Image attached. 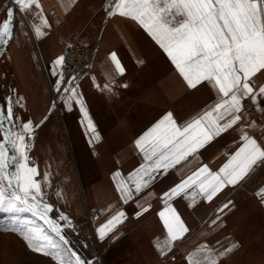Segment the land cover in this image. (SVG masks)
Listing matches in <instances>:
<instances>
[{"label":"crops","instance_id":"0c3cea01","mask_svg":"<svg viewBox=\"0 0 264 264\" xmlns=\"http://www.w3.org/2000/svg\"><path fill=\"white\" fill-rule=\"evenodd\" d=\"M40 3L42 14L50 25L43 29L45 35L39 37L43 45H47L46 53L50 51L51 56L56 41L58 53L63 55L64 48L78 36L82 43L91 47L88 53L89 69L76 79V84L99 139H94L87 123L82 121L79 105L72 101L69 110V103L65 102L68 93L58 103L61 108L58 113L40 111L28 117L24 115L22 121L27 118L34 125L38 123L39 126L34 128L36 131L40 128L42 134L45 133L46 126L57 123V114L64 115L65 129L68 132V159L71 150L80 173V183L74 176L76 192L71 195L82 203L83 214L86 205L95 206L102 213L104 219L97 223L98 238L106 240L109 247L132 240L130 245L137 247L139 243L132 237L135 231L143 229L147 234L146 245L151 249V255L131 252V261L135 262L182 264V258L201 244L212 245L218 251L236 244V249L222 258L219 264H264V243L260 237L253 235L254 231H264V203L261 202L264 197L257 195L264 188V163L254 166L243 181L235 187H226L210 203L201 201L199 197L195 206H190L191 201L184 197L168 201L190 229V233L185 239L175 243L174 252L169 254H174V260L161 257L156 247L157 243L167 238L158 215L165 207V202L161 199L165 191L203 165H207L213 172L218 171L241 144L242 129L264 146V128L259 123V118L264 117L261 110L264 98H259L260 106H254L258 112L245 105L243 119L238 125L211 140L180 165L159 174L150 188L136 196L134 201L124 203L117 191V182L126 179L130 172L144 163L143 153L136 147L135 141L169 112L177 125L183 126L215 103L216 93L207 82H202L196 88L188 87L171 59L138 22L118 15H106L109 0H40ZM12 8L14 9L13 6ZM38 11L40 10L33 7L21 14L14 9L13 37L17 29L19 33H23L22 37L24 33H33L36 37L29 25L40 23V16L36 14ZM20 46L25 49L24 40L20 41ZM8 50L9 47L6 53ZM110 53H115L120 60L125 69L123 75L115 72ZM2 61L3 58L1 64ZM16 61L17 54L12 52L9 63L16 66ZM48 69L53 70V61ZM54 79L55 77H48L49 86L54 93H58ZM252 83L257 88L264 86V74L258 73L253 77ZM105 84L109 85L108 89L104 87ZM253 122L255 127H247ZM55 127L56 125L51 127L54 134L58 132ZM57 141L67 148V142L55 136L49 143L56 146ZM118 171L122 175L114 179V174ZM70 186L68 183V189ZM53 190L60 196L63 192L61 188ZM229 200L232 201V206L223 213H218V209ZM140 206L148 207L149 210L142 212ZM64 209L63 213H72L67 207ZM118 211L125 212L126 218L106 236L108 240L106 237L101 239L99 227ZM137 212L142 214L137 216ZM217 214L220 220L218 226H213L211 220ZM0 234L3 235L1 230ZM7 234L14 240L10 241L8 238L7 244L1 245L6 241L1 240L3 237L0 239V255H15V264H55L50 256L32 251L22 236L9 232Z\"/></svg>","mask_w":264,"mask_h":264},{"label":"snow or ice","instance_id":"6c2138e0","mask_svg":"<svg viewBox=\"0 0 264 264\" xmlns=\"http://www.w3.org/2000/svg\"><path fill=\"white\" fill-rule=\"evenodd\" d=\"M12 3L21 14L33 7L40 10L36 13L40 16V23L29 25V28L36 37H43V29L50 25L42 14L40 0H12ZM106 15H118L138 22L171 59L188 87L196 88L207 82L216 93L215 103L183 126H178L169 112L135 141L143 153L144 163L116 185L121 199L128 203L150 188L159 174L180 165L211 140L238 125L243 119L245 101L253 106L261 105L259 98H264V86L254 87L252 80L258 73L264 74V0H109ZM14 22V9L9 7L0 21V44H8L12 39ZM109 55L115 72L123 75L125 69L117 55ZM64 65L63 56L53 62L56 91L69 94L65 97L69 110L70 102L79 105L82 121L87 123L94 139L98 140L83 98L77 92L76 77L66 79ZM62 85L67 87L62 88ZM104 87L108 89L109 85ZM17 103L19 101L12 96L4 97L0 102V210L29 212L43 221L48 231L43 227L3 230L18 232L32 251L50 256L55 264H88L76 252L61 248L48 235V232L54 233L67 245L69 242L62 232L64 226L71 225V221L63 213L58 219L50 215L53 206L44 200L42 183L37 179L40 173L29 162L33 122L22 121L14 110ZM261 110L264 111V107ZM255 126L254 122L247 125ZM240 139L238 149L218 171L213 172L203 165L162 194L165 207L158 215L167 238L156 245L161 257L174 260V254H169L174 252L175 243L190 233L168 201L184 197L191 201L190 206H195L199 197L201 201L210 203L226 187H235L243 181L254 166L264 163V146L243 129ZM121 175L116 172L114 179ZM43 180L48 181V176L45 175ZM257 195L264 197V188ZM261 202L264 203V199ZM230 206L231 200L224 203L218 213H223ZM140 207L142 212L149 210L148 207ZM141 214L136 213L137 216ZM125 218V212L118 211L99 227L100 238L112 233ZM219 220L217 214L211 224L218 226ZM236 247L232 244L218 251L212 245L201 244L182 258V264H219Z\"/></svg>","mask_w":264,"mask_h":264},{"label":"rangeland","instance_id":"374dc122","mask_svg":"<svg viewBox=\"0 0 264 264\" xmlns=\"http://www.w3.org/2000/svg\"><path fill=\"white\" fill-rule=\"evenodd\" d=\"M12 6L16 10L17 7L16 5L14 6L12 0H0V21H2L5 16V10ZM22 35L23 33H19L18 29L15 30L12 41L10 40L9 43L6 44L5 50L0 55V102H2L6 96H12L14 99L18 100L19 103L14 104V110L22 117V119L24 118V115L28 117L30 114L40 111H48L51 114H55V112L58 113V110L61 108L58 107V102L54 97V92L51 89V86H49L48 80V77L51 79L52 77H55L54 86L56 87L57 77L53 76L52 70L48 68L50 63L52 61L54 62L55 59L60 56L58 53V43H56V41L54 42L56 45L53 46V52L50 56V51L46 53L47 45L44 46L40 38H36L33 33H24L23 37ZM75 39H79V36ZM22 40H24V43L26 44L24 50L20 46V41ZM27 41H29V44ZM2 47L3 44H0V49ZM8 47L9 50L6 53ZM12 52H16L17 54L16 66L9 63V58H12ZM2 58L3 61L1 64ZM20 105H23V107H20ZM259 114L261 113L259 112ZM29 120L30 119L27 118L25 119V121ZM259 120L264 121V117L261 116ZM49 125L46 126L45 133L42 134H40V128H38L37 131L36 128H34V132L29 141L31 145L28 149L29 162L38 168L40 175L37 179L42 183L43 191L45 193L44 200L53 206L51 216L58 219L59 215L66 210L64 207H67L73 214L63 213L68 216L71 221V225L64 226L62 232V235L69 242L67 245L63 244L59 237L54 233L48 232V235L51 236L54 242L60 244L61 248L66 250L70 249L71 251L79 253L88 264H152L151 262L145 261H131L133 257L129 255L131 252L132 254L136 252L139 254L151 255V249L146 245L147 234L143 229L135 231V234L132 237V239L138 241L139 245L137 247L130 245L133 243V240L132 242H124L118 246L111 245L109 247V245H106V240L103 241L98 238L97 223L104 219L102 218V213L95 206L86 205L85 214H83L84 209L82 208V203L71 195L76 192L74 176L77 178L78 182L80 173L78 171L76 157L74 155L73 158L71 150H69L68 159V132L65 129L64 115L57 114L55 128H57L58 132L56 134H54V130L51 128L55 125ZM33 126L38 127L39 124L35 123ZM261 128H264V126H261ZM53 136L57 139H64L67 142V148H64L60 141L56 142V146H52V143L50 144L49 140ZM0 139H2V137H0ZM79 170L81 172V168ZM45 175L48 176V181L43 180ZM68 183L71 185L69 189ZM59 188L63 190L61 196L59 193L56 194L53 190H59ZM82 191L83 189L81 192ZM84 199L83 196V201ZM90 207H94L99 212V217L94 222L89 221L88 208ZM23 221H31L33 223H18ZM59 222L64 225L63 221ZM35 227H43L45 228V231H48L43 224V221L33 217L29 212L0 210V230L3 232V235L0 234V239L3 237L1 240L6 241L1 245L7 244V239L11 237V235L7 234L8 232L21 236L18 232L4 231L3 229ZM4 233L6 235H4ZM251 234L252 231L249 232V236H251ZM253 235L260 237L264 243L263 230L254 231ZM111 237L113 236L111 235ZM9 239L10 241L14 240L13 238ZM106 239L108 240L107 237ZM102 242L104 243L102 244ZM263 255L264 245L262 246V256ZM0 263L15 264V255L10 253L0 255ZM246 264L258 263L249 262Z\"/></svg>","mask_w":264,"mask_h":264},{"label":"built area","instance_id":"2783aa9c","mask_svg":"<svg viewBox=\"0 0 264 264\" xmlns=\"http://www.w3.org/2000/svg\"><path fill=\"white\" fill-rule=\"evenodd\" d=\"M90 50V47L83 44L79 39H75L64 48L63 57L65 58V65L63 75L66 79L72 76H75L77 79L88 71V63H90L88 53ZM61 87H67V85H62ZM64 95L65 92L63 91L54 93V97L58 103L64 98ZM245 105L252 111L258 112V110L249 101H245ZM259 123L262 127L264 126L263 120H259ZM88 217L90 222H94L99 217L98 210L94 207L88 208Z\"/></svg>","mask_w":264,"mask_h":264},{"label":"water","instance_id":"95a60500","mask_svg":"<svg viewBox=\"0 0 264 264\" xmlns=\"http://www.w3.org/2000/svg\"><path fill=\"white\" fill-rule=\"evenodd\" d=\"M5 46H6V44H3V47L0 49V55H1L2 52L5 50Z\"/></svg>","mask_w":264,"mask_h":264}]
</instances>
